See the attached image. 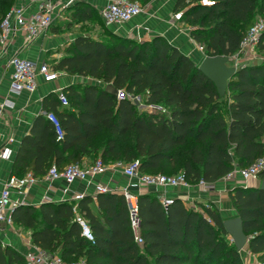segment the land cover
Listing matches in <instances>:
<instances>
[{
	"label": "trees",
	"instance_id": "trees-1",
	"mask_svg": "<svg viewBox=\"0 0 264 264\" xmlns=\"http://www.w3.org/2000/svg\"><path fill=\"white\" fill-rule=\"evenodd\" d=\"M211 1L176 0L173 10L182 12L205 55L230 56L254 22L257 0ZM12 3L0 0V19ZM69 9L83 21L100 17L87 1ZM105 35H77L52 63L103 85L84 81L62 87L67 104L48 92L20 141L10 175L42 177L52 163L62 169L89 156V163L98 157L103 163L138 159L142 173L182 172L190 183L214 182L264 156V62L239 65L220 96L199 63L163 35L139 41L109 28ZM259 43L264 50V30ZM108 83L125 95L106 90ZM134 93L143 98V107L128 96ZM44 110L58 117L59 139ZM257 175L264 178V166ZM229 196L250 237L248 249L264 261V188L239 184ZM137 198L141 244L134 239L122 192L101 191L96 199L86 194L76 202L19 203L10 217L31 231L34 245L75 264H243L209 198L199 200V207L180 197L163 204L155 191ZM77 213L88 220L93 240L81 234ZM0 264H26V258L0 241Z\"/></svg>",
	"mask_w": 264,
	"mask_h": 264
},
{
	"label": "crops",
	"instance_id": "crops-1",
	"mask_svg": "<svg viewBox=\"0 0 264 264\" xmlns=\"http://www.w3.org/2000/svg\"><path fill=\"white\" fill-rule=\"evenodd\" d=\"M78 0H59L58 11L64 5L65 9L57 17L44 35L26 42L22 32L17 31L5 47L0 45V103L5 97H9L14 106H5L0 116V147L6 143L11 149L8 158L0 157V191L3 182L10 175L13 159L25 133L30 129L33 118L42 110V99L50 91H55L70 83L83 82L78 75H70L65 71L56 79L45 81L41 77L38 79V88L34 92L23 90L19 93L9 91V82L12 67L10 58L18 53L26 58L38 61L53 63L65 54V47L73 41L77 35L91 34L90 31H83V20L71 15L69 9ZM93 5L98 12L103 9L109 0H83ZM176 0H149L144 5V10L127 22L113 24L112 31L130 36L137 40H148L155 34L163 35L171 44L186 53L196 63H199L204 56L199 44L190 36L189 28L184 27L180 20L173 17L174 4ZM23 7L25 14H31L37 10V5L30 0H13L11 6ZM61 7V8H60ZM91 82V81H88ZM13 141L6 142L9 136ZM89 156H84L82 164H88ZM118 162L110 161L106 164V169L100 173L89 176L86 179L77 178L67 182L63 178H40L35 183L22 188L13 189L11 193L12 203L8 214L19 203H30L38 206L43 201L75 200V194L92 195L96 199V194L101 192L102 187H107V191L122 192L124 188L136 194L143 192H158L161 197H180L186 205L199 207L196 203L201 199L209 198L217 207L223 218L237 215L229 191L235 185L257 186L256 179L244 180L240 175L234 174L232 177H222L212 182L213 187L205 189L198 182L184 186H155L141 182L137 177H127L121 171ZM123 193V192H122ZM96 208V201H94ZM30 230L12 223H2L0 229V241L16 248L26 255L35 250V246L30 239ZM245 248V247H244ZM241 249L240 254L245 250L246 261H251V257H258L250 252L248 247Z\"/></svg>",
	"mask_w": 264,
	"mask_h": 264
},
{
	"label": "built area",
	"instance_id": "built-area-1",
	"mask_svg": "<svg viewBox=\"0 0 264 264\" xmlns=\"http://www.w3.org/2000/svg\"><path fill=\"white\" fill-rule=\"evenodd\" d=\"M37 5V10L31 14H25L23 7L13 5L0 19V45L5 47L10 39L15 35L17 31H20L24 35L26 42L35 39L40 35H44L53 23L55 17L59 15L65 9L64 5L62 9L58 11L59 0H30ZM203 4H211L212 1L201 0ZM61 8V7H60ZM144 10V6L138 0H109L107 5L100 10V16L106 24H120L129 21L137 14ZM173 17L176 20L182 18L181 11H175ZM264 30V21L261 18L254 20L253 24L249 27L245 36L242 38L239 48L230 55L231 64L238 67L241 64L256 62L252 60L256 51V46L259 43V36ZM202 49V46H199ZM10 65L12 67L9 91L11 93H19L23 90L28 92H34L38 88V79L41 77L45 81H51L59 77L64 70L54 67L48 62H38L29 58H26L18 53L12 55L10 58ZM57 97L62 104H67V96L62 88L56 89ZM118 97L124 96L125 92L122 89L117 90ZM5 106H14V102L5 97L0 103V116L2 109ZM45 115L54 124L58 139L62 136V129L56 114L51 110H44ZM13 141V137L10 135L6 142ZM11 149L5 144L0 147V157L8 158L10 156ZM121 171L127 177H137L141 182L148 185L155 186H184L188 187L190 182L186 179L184 173L179 172L175 174L165 173H142L139 170V160L118 162ZM264 166V156L249 166L243 168H234L226 176L232 177L234 174L240 175L244 180L251 177H255L260 168ZM106 164L103 163L100 157L96 158L93 162L88 164H82V162H72L59 169L55 163H52L47 172L42 177H36L31 172H27L24 175L18 176L15 174L9 175L3 182L2 189L0 191V229L2 223H12V219L8 214L10 205L12 203L11 193L13 189L26 187L35 183L40 178H63L67 182H71L77 178L86 179L96 173H100L106 169ZM224 176V177H226ZM205 189L213 187L212 182L200 179L198 181ZM102 191H107L109 188L102 187ZM123 194L129 210V220L133 231L134 239L137 243L143 242L140 234V218L138 215V198L137 194L123 189ZM82 197V194H75V200ZM163 204H167L171 201V198L161 197ZM74 211H77L76 203L73 206ZM77 221L81 227V234L89 239L93 240L94 235L92 229L88 223V220L84 218L80 213H77ZM26 264H75L74 261L64 259L58 252H51L35 246V250L25 255Z\"/></svg>",
	"mask_w": 264,
	"mask_h": 264
},
{
	"label": "water",
	"instance_id": "water-1",
	"mask_svg": "<svg viewBox=\"0 0 264 264\" xmlns=\"http://www.w3.org/2000/svg\"><path fill=\"white\" fill-rule=\"evenodd\" d=\"M229 61L230 56L222 54L204 55L198 64L199 69L214 83L217 93L220 96L225 94L228 80L237 70V67L230 64ZM105 88L108 91L117 93V89L111 83H108ZM259 186L264 188V178ZM223 227L237 250L240 251L248 245L250 237L245 233L242 218L239 215L224 218Z\"/></svg>",
	"mask_w": 264,
	"mask_h": 264
},
{
	"label": "rangeland",
	"instance_id": "rangeland-1",
	"mask_svg": "<svg viewBox=\"0 0 264 264\" xmlns=\"http://www.w3.org/2000/svg\"><path fill=\"white\" fill-rule=\"evenodd\" d=\"M142 5L144 6L145 3L142 2ZM99 15H100V13H99ZM257 18H261L264 21V0H257V6H256L255 11L253 12L252 20H255ZM85 22L86 23H84V25H83V31H90V33H93L95 35H101L104 38L106 37V35H105L106 28L110 29V26H112L111 24H106L103 21L101 16L96 18V19L95 18L89 19V20H87ZM180 22H181V24L184 27H187L189 29L191 28V25L187 21L180 19ZM204 55H205V52L202 50V56H204ZM232 57H234V56H232ZM252 60H254L256 62H264V50L260 47V43H258L257 46H256V51L254 53V56H253ZM231 62L232 61L230 59L229 63L231 64ZM79 79L84 80L85 82L86 81H91V82H96V83H98L100 85H103V83L97 78L79 76ZM128 96L132 99V101L138 107H143L144 106V103H143L144 100H143V98H141V96L139 94H136V93L128 94ZM98 156L99 155H97V157ZM121 162H125V161L122 160ZM253 179H256L257 186H259L261 184V182H262V178L259 177L258 175H256L255 177H251V178L247 179L246 181L249 182V181H251ZM247 247H248V245H246L244 249H246ZM244 252H245V250H243L241 252V254H240L243 264H264L263 260L255 259V257H251V261L250 262L246 261V259L244 260L242 258V257H244V254H243Z\"/></svg>",
	"mask_w": 264,
	"mask_h": 264
},
{
	"label": "snow or ice",
	"instance_id": "snow-or-ice-1",
	"mask_svg": "<svg viewBox=\"0 0 264 264\" xmlns=\"http://www.w3.org/2000/svg\"><path fill=\"white\" fill-rule=\"evenodd\" d=\"M205 2H208V0H205Z\"/></svg>",
	"mask_w": 264,
	"mask_h": 264
}]
</instances>
